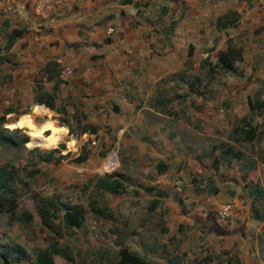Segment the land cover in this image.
<instances>
[{"label":"rangeland","instance_id":"1","mask_svg":"<svg viewBox=\"0 0 264 264\" xmlns=\"http://www.w3.org/2000/svg\"><path fill=\"white\" fill-rule=\"evenodd\" d=\"M14 25L10 24V0H0V195L15 204L13 212H0V244L3 239H10V247L16 245L19 251L12 255L10 249V264H27L38 250L52 248L60 251L53 254L55 264H114L120 245L138 249L144 255L146 252L159 258L160 264L165 263L166 249L161 238L166 234L160 228L162 222L156 216L157 211L150 207L152 190L136 185L140 172L129 167L135 163L129 162L125 155L133 149L174 147L180 153V165H174L175 179L179 182L173 184L167 195L171 193L172 201L185 211L194 209L193 205L197 207V195L207 191L214 194L210 190L214 180L223 198L219 204H232L233 198L225 195L223 189L228 188L232 196L237 194L234 180L248 183L243 192L253 191L250 182L255 181L262 183L259 186L264 191V112L252 114L251 122L260 123L259 138L248 141L241 131L233 130L243 126L242 118L248 115L247 97L259 96L264 100V68L246 69L242 59L236 73L218 68L212 73L209 67L217 51L200 48L189 63L191 70L190 65L184 70L185 80L192 81L189 87L173 80V84L164 81L158 89L162 97L173 98L167 106L181 115L178 120L162 116L146 118L121 138L115 133L106 135V129L94 134L84 115L70 109L60 116L45 109L42 99L28 98V90L20 85V78L17 87L14 86L16 62L8 43L10 31L21 34ZM161 126L171 128L172 136ZM149 127L154 131L148 130ZM49 152H53V158L46 160ZM236 152L241 153L239 158L234 157ZM112 153L117 164L108 171L104 165ZM154 157L147 156V170L154 166ZM104 174L118 175L125 184L124 190L111 193L100 188L97 182ZM223 183L229 184L223 187ZM149 185L153 186L146 187ZM255 202L262 210L264 200ZM5 204L10 206L9 202ZM42 205L49 207L43 210ZM67 205H77L82 210L79 227L64 224L62 213ZM92 205L106 207L109 216L96 213ZM23 212L30 217H22ZM251 227L255 236V224ZM260 240L264 242V231ZM154 246L160 250L157 252Z\"/></svg>","mask_w":264,"mask_h":264},{"label":"crops","instance_id":"2","mask_svg":"<svg viewBox=\"0 0 264 264\" xmlns=\"http://www.w3.org/2000/svg\"><path fill=\"white\" fill-rule=\"evenodd\" d=\"M224 16L220 27L218 19ZM11 23L21 32L10 31L14 86L21 79L28 98L49 99L51 106L41 105L60 116L70 109L84 115L94 134L106 129V135L121 138L146 118L178 120L181 115L167 106L173 98L162 97L158 89L173 80L189 87L184 70L186 65L191 70L189 63L200 48L217 51L215 64L218 52L230 42L241 55L236 68L242 59L246 69L264 68V0H10ZM109 26L111 34L106 33ZM66 69L72 70L67 77ZM161 128L172 136L171 128ZM173 148L142 147L125 153L135 163L129 167L140 172L136 185L152 190L150 207L166 234L161 238L163 264H197L205 258L210 264H264V206L255 214L252 190L242 191L248 183L234 180L239 191L233 196L223 189L233 198L232 215L226 220L216 215L223 200L217 180L215 196L208 191L197 195V207L185 211L167 195L179 182L174 165H180L181 155ZM147 156H155L150 171ZM250 184L261 189L260 181ZM137 251L146 260L162 263Z\"/></svg>","mask_w":264,"mask_h":264},{"label":"trees","instance_id":"3","mask_svg":"<svg viewBox=\"0 0 264 264\" xmlns=\"http://www.w3.org/2000/svg\"><path fill=\"white\" fill-rule=\"evenodd\" d=\"M124 2L128 0H122ZM227 15V14H226ZM227 17H220L218 19V26L223 25V20H225ZM235 21L232 22L229 21V24H234ZM10 42L8 43V46L10 45ZM239 49L234 48L230 42L227 44V49L222 50L218 52L217 62L211 67H209L210 72L216 73L215 69H221L224 71H230L233 73H236V67H235V60L240 57ZM215 68V69H214ZM196 81H199L198 78H196ZM192 83V81L190 82ZM191 85V84H190ZM46 105L51 106V103L48 100L44 101ZM248 103V115H245L246 117L242 118V125L241 127H234V132L238 133L239 131L242 132V136L245 140L253 141L260 137L262 134V130L259 129V124L256 123L253 124L251 121L253 119V113L254 114H262L264 112V100L259 98V96H256L255 98H247ZM54 151V150H52ZM53 152H49V154L46 157V160H51L53 158ZM241 153L236 152L234 157L239 158ZM85 158V155L81 157L83 160ZM118 175H111V174H104L103 177H100L98 179V186L104 190H107L111 193H117L121 190H124L125 184ZM257 188V189H256ZM252 194H254V212L258 215V207L256 206L255 199H262L264 200V192L260 188L256 187ZM212 193H216L217 188L215 186H212L211 189ZM9 202L7 198L0 195V212H13L14 211V202L11 201L12 204L10 206H7L5 203ZM51 203V201H48ZM44 207H41L43 210H45V207H49V205H42ZM94 205H92L93 207ZM93 210L101 215L109 216L108 209L106 207H93ZM82 210L77 207V205H67L63 209L62 213V220L64 224L67 227H79L82 224L83 220V214L81 212ZM22 217L29 218V213H22ZM13 246V245H12ZM0 260L3 264H10V249L12 252V255L18 254L19 251H17L16 245L13 247H10V239H3L0 244ZM17 251V252H16ZM60 251L59 249L52 248L51 250H38L34 259H31L28 261L27 264H55L53 260V254H58ZM114 264H157L156 262H152L149 260H146L142 256L138 255L135 251L131 250L129 247L120 245L117 249V259ZM197 264H210L209 259L205 258L202 261H199Z\"/></svg>","mask_w":264,"mask_h":264},{"label":"built area","instance_id":"4","mask_svg":"<svg viewBox=\"0 0 264 264\" xmlns=\"http://www.w3.org/2000/svg\"><path fill=\"white\" fill-rule=\"evenodd\" d=\"M113 32V27L109 26L106 29L107 34H111ZM72 74L71 69H66L64 71V76L67 77ZM232 206L230 202H224L218 206L216 209V215L219 219L226 220L231 216Z\"/></svg>","mask_w":264,"mask_h":264},{"label":"bare ground","instance_id":"5","mask_svg":"<svg viewBox=\"0 0 264 264\" xmlns=\"http://www.w3.org/2000/svg\"><path fill=\"white\" fill-rule=\"evenodd\" d=\"M117 164L116 156L114 154H111L108 157V161L105 163L104 168L109 171V169H112Z\"/></svg>","mask_w":264,"mask_h":264},{"label":"water","instance_id":"6","mask_svg":"<svg viewBox=\"0 0 264 264\" xmlns=\"http://www.w3.org/2000/svg\"><path fill=\"white\" fill-rule=\"evenodd\" d=\"M113 154V153H112Z\"/></svg>","mask_w":264,"mask_h":264}]
</instances>
